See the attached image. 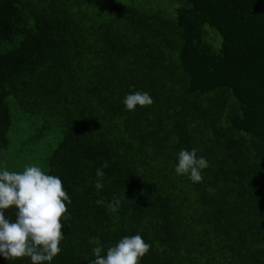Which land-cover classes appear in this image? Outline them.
I'll return each mask as SVG.
<instances>
[{
    "label": "trees",
    "instance_id": "16d2710c",
    "mask_svg": "<svg viewBox=\"0 0 264 264\" xmlns=\"http://www.w3.org/2000/svg\"><path fill=\"white\" fill-rule=\"evenodd\" d=\"M11 97L0 264H264V0H0V163Z\"/></svg>",
    "mask_w": 264,
    "mask_h": 264
},
{
    "label": "rangeland",
    "instance_id": "374dc122",
    "mask_svg": "<svg viewBox=\"0 0 264 264\" xmlns=\"http://www.w3.org/2000/svg\"><path fill=\"white\" fill-rule=\"evenodd\" d=\"M9 101L12 114V126L9 130V145L2 153L3 174L33 176L43 173L51 150L57 145L59 134L44 131L40 137H34L42 129L38 116L23 113L14 98ZM42 130H50L44 128ZM54 130V129H53ZM17 175V176H18Z\"/></svg>",
    "mask_w": 264,
    "mask_h": 264
}]
</instances>
